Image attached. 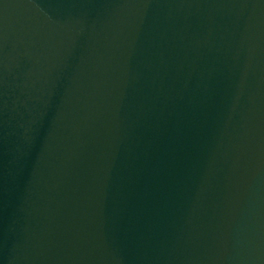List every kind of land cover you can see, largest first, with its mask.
<instances>
[{
  "label": "water",
  "instance_id": "water-1",
  "mask_svg": "<svg viewBox=\"0 0 264 264\" xmlns=\"http://www.w3.org/2000/svg\"><path fill=\"white\" fill-rule=\"evenodd\" d=\"M0 264H264V0H0Z\"/></svg>",
  "mask_w": 264,
  "mask_h": 264
}]
</instances>
